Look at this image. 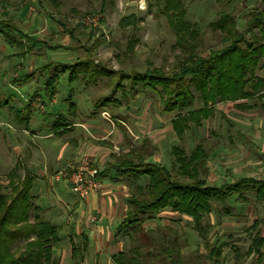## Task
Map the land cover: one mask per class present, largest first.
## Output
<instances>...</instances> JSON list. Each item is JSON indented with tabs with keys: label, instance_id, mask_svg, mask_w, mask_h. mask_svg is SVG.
Masks as SVG:
<instances>
[{
	"label": "rangeland",
	"instance_id": "1",
	"mask_svg": "<svg viewBox=\"0 0 264 264\" xmlns=\"http://www.w3.org/2000/svg\"><path fill=\"white\" fill-rule=\"evenodd\" d=\"M182 2L191 25L201 30L195 37V41L200 43V54L207 55L211 49H220L232 42L234 36L227 33V29L222 31L213 24L222 11L235 15V26L244 33L243 40L255 42L253 36H257V44L264 43L259 29H255L254 34L245 33L248 11L253 7L263 8L264 0ZM164 4L165 0H0V19L11 21L25 34L42 41L33 44L15 32L18 43L10 45L0 34V193L9 196L8 202L26 197L30 223H34L39 214L62 225L63 231L60 241L54 246L53 255L59 264H116L112 255L119 251L131 252L136 241L130 228L119 230L117 227L123 219L121 217L115 221L113 232L116 234L110 243L90 244L88 241L87 248L72 256L73 247L82 249L85 240L77 233L76 224L79 220L84 224L101 223V215L87 209L88 212L84 211L79 216L71 205L83 199L72 189H66L62 182H54L58 191L55 196L50 192L52 184L43 178L35 181L29 193L27 188L22 189L21 183L27 173L24 165L39 175V167L30 162L48 161L61 152L60 142L66 137L48 136L54 132L52 124L58 117L93 124L92 135L100 132V126H111V120L119 125L118 120L128 118L129 129L141 134L136 140L138 145L132 148L147 147L153 152L147 161L170 168L177 166L174 146L184 148L189 154L196 144L203 142L209 152V175L213 174L211 179L205 176L209 183L237 182L243 177L264 179V100L244 99V105L240 107L244 114L240 118L234 119L231 114L219 111L207 120L203 119L200 125L191 122L184 134L178 137L172 126L175 113L163 110L158 89L138 84L132 91L130 79L121 78V72H144L148 62L171 73L184 58L186 52L176 45V35L162 13ZM77 11L85 13L82 19ZM132 13L136 14V24L120 27L121 17ZM89 17L92 20H88ZM59 21L64 22L66 28ZM226 26L232 25L228 22ZM68 30H73L75 37H71ZM96 39L100 43L93 45ZM132 40L135 45L130 52L128 45ZM243 40L241 45H244ZM83 46L90 47L91 54ZM257 56L259 63L247 77H264V53L259 52ZM88 57L109 68L110 74L99 75L95 81L87 82L81 78L70 82L69 70L59 71L54 67L56 64H74ZM53 74H56L54 92L47 94L46 82ZM117 83L122 87H117ZM191 90L197 96L198 92L192 85ZM114 100L118 102L114 103ZM73 102L74 109L70 107ZM199 107L201 103L197 99L193 108ZM229 108L225 106L226 112ZM74 136L69 135L72 143L73 140L78 142ZM124 146L128 145L121 143L120 148L111 145L104 159L95 160V163L101 164L104 172L113 171L111 164L115 158L127 152ZM16 166L11 177L10 171ZM116 173L119 172L116 170ZM11 180L19 182L18 189L12 190ZM146 181L145 176L140 179L141 183ZM243 191L241 196L238 192L231 194L226 203L229 213L225 211L227 206L214 202L213 210L203 219L207 229L205 236L198 233L192 217L170 209L148 218L144 228L157 233L166 226L171 228L173 231L168 236L170 239L176 237L181 244L185 264H211L210 249L222 242H227L222 254L223 264H264V259L258 262L256 255L248 252L257 230L264 235V200L257 198L251 184ZM58 198L70 207L65 204L60 211L52 210ZM43 203L47 209L37 210L36 206ZM15 208L18 209L16 204ZM256 218L261 220L260 224L247 230ZM21 224H9L7 227L15 229ZM84 224L83 227L86 226ZM29 240L33 239L22 237L12 241L11 254L20 259L32 258L35 264H42L37 261V249L32 253L28 248L26 242ZM96 247L101 253L98 256L95 255ZM156 254L159 253L154 254L153 260L148 259V263L166 264Z\"/></svg>",
	"mask_w": 264,
	"mask_h": 264
},
{
	"label": "trees",
	"instance_id": "2",
	"mask_svg": "<svg viewBox=\"0 0 264 264\" xmlns=\"http://www.w3.org/2000/svg\"><path fill=\"white\" fill-rule=\"evenodd\" d=\"M162 13L176 35V45L186 52L184 58L178 62L176 70L171 73L164 67L148 62L144 72L131 74L121 72V78L130 79L129 87L132 91L138 84L142 87L158 89L163 110L167 113L178 112L172 121L178 137L184 134L191 122L199 124L202 118L209 117L217 102L264 98V77L256 75L247 77V74L257 67L259 63L257 54L264 53V43L257 44V36H253L255 42L243 40L244 33L235 26L234 14L222 11L220 18L213 22L217 29L222 31L227 29V33L234 36L232 42L220 49H211L207 55H203L199 53L200 43L195 41V37L201 33V30L191 25L182 0H165ZM77 14L82 19L85 13L77 11ZM247 14L249 17L246 20L245 33L254 34L255 29H259L264 37V7L250 8ZM136 19L134 13L124 15L119 25L122 28L135 25ZM228 22L232 26L227 27ZM59 23L65 27L64 22L59 21ZM68 31L71 37H75L73 30ZM15 32L21 39L27 38L33 44L42 42L38 37L34 38L25 34L11 21L0 19V34L10 45L18 43ZM241 40L244 45H241ZM97 43H100L99 39H96L93 45ZM134 45L135 41L132 40L128 45V51H133ZM83 47L91 54L90 47ZM54 67L59 71L69 70L70 82L78 78L95 81L99 75H108L111 72L109 68L101 63H95L90 57L74 64H56ZM55 78L56 74H53L47 79L49 94L54 92ZM191 85L197 90V96L192 92ZM117 87H122V84L117 83ZM197 99L202 104L198 109L193 108ZM117 102L118 100H114V103ZM68 124L67 121L58 117L53 124V129L57 131ZM152 153L144 146L140 149L131 148L119 154L111 164V167L119 172L118 174L130 179L128 181L132 191L128 200L130 208L118 228L119 230L130 228L134 235L132 238L136 241V246L131 249V252L119 251L112 256L116 264H149L148 259L153 260L155 253H159L156 254L157 258L165 261L166 264H185L181 244L176 237L170 239L168 236L169 232L173 231L171 228L166 226L160 233L144 228L148 218L154 217L164 209L192 217L198 233L205 236L204 231L207 229L203 219L213 210L214 202L226 207L232 193L238 192L241 196L244 193L243 188H248L250 184L257 198L264 200V179L243 177L237 182H227L222 185L207 182L205 176L209 173L207 164L209 152L203 142L196 144L189 154L184 148L174 146L176 168L147 161ZM16 168L17 166L10 171L11 177ZM103 173L104 171L100 174L103 175ZM144 176L147 177V181L141 183L140 179ZM11 181L12 190L18 189L19 182ZM21 184L24 187L22 189L27 188L29 193L33 186V177L27 172ZM8 198L7 194L0 193V264H35L32 258H16L10 252L12 241L22 237L33 239L26 244L32 253L35 252L34 249H37L35 253L38 262L59 264L53 255L54 246L60 241L62 227L42 218L39 214L34 223H30L28 204L24 200L26 197L20 200L12 199L10 202ZM15 204L18 209L15 208ZM36 207L37 210H41L39 206ZM225 211L229 213L230 208L227 206ZM19 223H22L19 228L7 227L9 224ZM259 224L260 220L257 219L246 229L255 228ZM84 239L82 249L73 247V256L77 254V251H83L88 247L87 235H84ZM226 246L227 242H222L210 249L211 264H223L222 254ZM263 246L264 235L257 230L248 252L254 253L258 262L264 259Z\"/></svg>",
	"mask_w": 264,
	"mask_h": 264
},
{
	"label": "crops",
	"instance_id": "3",
	"mask_svg": "<svg viewBox=\"0 0 264 264\" xmlns=\"http://www.w3.org/2000/svg\"><path fill=\"white\" fill-rule=\"evenodd\" d=\"M60 71H68V70H60ZM69 75V73H68ZM69 78V77H68ZM80 79V78H78ZM78 79H75L73 82L77 81ZM89 82V81H87ZM48 94V92H47ZM258 100H264V98ZM243 100L239 101H221L217 102L213 106V111L209 117H211L214 114H217L219 111H222L223 113L231 114V116L235 119L238 118L237 116H240L244 114V111L240 108L242 106ZM244 104V103H243ZM202 106V104H201ZM225 106H229V110L226 112ZM73 109L76 107L75 103H71V106ZM201 108V107H199ZM250 108V107H249ZM198 109V108H197ZM230 112V113H229ZM167 113V112H166ZM168 113H175L176 117L178 114L177 111L174 112H168ZM207 118H202L200 123H202V120ZM63 119V118H62ZM126 119V120H125ZM172 119V121H173ZM65 120V119H63ZM108 120V119H107ZM67 121L69 124L67 126H63L60 130H57L54 132H51L48 136L52 137H66L65 139H62L60 144L62 145L61 152H59L58 156H53L48 161H39L36 162V160H32L30 163L31 165L35 167H39V175L37 173H34V171L30 168H27L24 165V168L27 169V172L33 177V186L35 184V181L38 180V178H43V180H47L52 184V187H50V192L52 194L58 195V191L54 187V182H59L64 184L66 189H71V185L66 177H63L57 173L62 171V169L65 166H68L71 163H78L82 160V158L85 155H90L94 157V160L100 161L104 159L106 155L107 150H111L112 147L120 148L119 145L121 143H125V145H128L127 147L124 146L125 151L130 150L135 144L136 140L139 139L141 134L139 132L136 133L131 131L129 129L128 118H124L122 120H118L119 125H116L115 122H112V125H108V127L100 126V132L98 134L92 135L90 132L92 130L93 124H87L82 121L78 120H72ZM196 124V125H200ZM54 124V123H53ZM52 124V126H53ZM173 126V123H172ZM138 128V127H137ZM65 131H62L64 130ZM174 130V128H173ZM130 131V132H129ZM175 132V130H174ZM70 134H75L74 138L78 139V142L73 143L70 142L71 138H69ZM176 134V132H175ZM176 136H178L176 134ZM138 145V144H136ZM121 150V149H120ZM121 154V153H120ZM209 161V160H208ZM155 162V161H154ZM248 163V162H247ZM209 167V162L207 163ZM164 165V164H163ZM113 171H105L103 175H101L100 180L102 182L101 187L98 192H94L88 196L84 201L80 200L77 201L75 205H71L72 209L75 210V212L82 216L84 211H87L90 209L91 213H99L101 215V223L97 224H91L88 222V224H84L81 220L76 224L77 233L81 234V236L87 235L88 241L91 243H107L112 240L113 236L116 234V232H113V228H116L117 219H120L121 217H125L128 209L130 208L129 205V197H130V185L128 181L130 180L128 177H124L120 174L116 173V169H112ZM115 171V172H114ZM210 172V169H209ZM210 179L213 177V174L207 175ZM227 183V182H225ZM216 184V183H215ZM224 184V183H223ZM222 185V184H217ZM32 186V188H33ZM45 189V188H44ZM32 190V189H31ZM72 191V190H71ZM41 192L43 193V190L41 188ZM46 192V191H45ZM47 193V192H46ZM40 195V194H39ZM45 195V194H44ZM40 199V196H39ZM78 200V199H77ZM67 202H64L63 199L58 198L56 201V206L52 207V210L54 211H60L64 208V205ZM42 210L47 209V206L43 203L42 205H37ZM66 206L69 208L70 205L66 204ZM88 209V210H87ZM163 211V210H162ZM160 213V212H159ZM178 213V212H175ZM99 215V216H100ZM47 219V218H46ZM256 218L255 220H257ZM49 220V219H48ZM123 220V219H122ZM121 220V221H122ZM254 220V221H255ZM260 220V219H258ZM50 221V220H49ZM120 221V222H121ZM253 221V222H254ZM119 222V223H120ZM252 222V224H253ZM261 222V220H260ZM53 223V222H52ZM57 225H62L60 223H54ZM86 225L83 227L82 225ZM119 225V224H118ZM117 225V227H118ZM86 231H85V230ZM108 229H112L109 230ZM63 229H61L60 234L62 233ZM74 236V234H73ZM88 242V245H89ZM100 249L96 247L95 249V255H100ZM71 255L73 256V249L71 252ZM114 255V254H113ZM112 255V256H113Z\"/></svg>",
	"mask_w": 264,
	"mask_h": 264
},
{
	"label": "built area",
	"instance_id": "4",
	"mask_svg": "<svg viewBox=\"0 0 264 264\" xmlns=\"http://www.w3.org/2000/svg\"><path fill=\"white\" fill-rule=\"evenodd\" d=\"M88 20L92 18L89 17ZM102 169L103 166L95 163L91 156H84L80 162L66 166L58 174L69 180L71 189L80 199H86L90 194L99 191L102 184L100 180Z\"/></svg>",
	"mask_w": 264,
	"mask_h": 264
}]
</instances>
